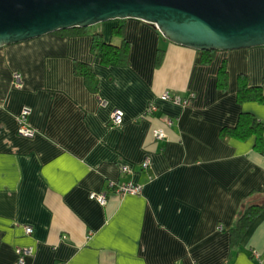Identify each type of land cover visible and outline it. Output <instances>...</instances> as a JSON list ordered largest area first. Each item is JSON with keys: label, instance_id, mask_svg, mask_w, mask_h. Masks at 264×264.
<instances>
[{"label": "crops", "instance_id": "obj_1", "mask_svg": "<svg viewBox=\"0 0 264 264\" xmlns=\"http://www.w3.org/2000/svg\"><path fill=\"white\" fill-rule=\"evenodd\" d=\"M125 23L129 66L102 63L91 34L0 46V264H19L23 246L36 249L28 264H263L264 212L238 249L231 229L264 201V153L255 136L224 138L221 130L243 110L264 119L262 104L238 102L239 74L264 82V47L218 51L205 65L201 51L153 25ZM115 25L95 26L110 38ZM226 58L224 91L217 79ZM78 61L94 69L97 90L76 72ZM168 91L190 99L162 100ZM25 107L34 137L18 132ZM124 165L140 194L115 189L129 179ZM102 191L106 205L94 195Z\"/></svg>", "mask_w": 264, "mask_h": 264}, {"label": "water", "instance_id": "obj_2", "mask_svg": "<svg viewBox=\"0 0 264 264\" xmlns=\"http://www.w3.org/2000/svg\"><path fill=\"white\" fill-rule=\"evenodd\" d=\"M128 19L201 52L264 47V0H0V46Z\"/></svg>", "mask_w": 264, "mask_h": 264}, {"label": "trees", "instance_id": "obj_3", "mask_svg": "<svg viewBox=\"0 0 264 264\" xmlns=\"http://www.w3.org/2000/svg\"><path fill=\"white\" fill-rule=\"evenodd\" d=\"M115 23L116 25L112 29L110 38H107L104 31L96 26L61 30L56 33L70 36L91 34L93 36L92 52L101 59L102 63L105 65L129 66L132 44L127 36L126 23L125 21H117ZM217 52L216 50L202 51V63L205 65L212 64L216 59ZM163 55V51L162 53L160 52L158 64L162 63ZM75 69L79 75L85 77L92 89H98L96 74L90 65L78 61L75 64ZM217 80L218 87L221 90H228L230 86V70L227 58L223 60L219 68ZM238 102L242 105L254 102L264 104V82L260 85H254L250 83L248 74H239ZM221 135L224 138L229 137L238 140H247L255 136V148L264 153V119L252 111L243 110L237 124L224 126L221 130ZM125 178L127 179L128 177ZM262 212H264V201L250 205L239 216L236 225L231 229V240L235 249L240 248L244 235Z\"/></svg>", "mask_w": 264, "mask_h": 264}, {"label": "built area", "instance_id": "obj_4", "mask_svg": "<svg viewBox=\"0 0 264 264\" xmlns=\"http://www.w3.org/2000/svg\"><path fill=\"white\" fill-rule=\"evenodd\" d=\"M16 80L18 79L21 80V74L16 73L15 74ZM193 94H191V97ZM162 100H170L175 103H188L189 98L182 99L180 96H177L176 94H173L171 91H168L161 96ZM107 102H104L103 105H107ZM157 106V105H156ZM156 106L152 107V109H156ZM31 111L29 107L23 108L22 112L19 114V127H18V132L20 135L25 136V137H34L36 135V131L34 128L30 125L29 121V115ZM125 121V116L124 112L121 110H116L114 111V116H113V124L115 126H121L124 124ZM170 124H172V120L169 121ZM157 137H160L164 139L165 137V132L163 130H156ZM144 168H149L150 166V160L146 159L145 162L143 163ZM132 168L129 165H124L122 167V172L126 175L129 176V179H125L126 181H122L117 184L115 189L117 190L118 194L123 196H126L127 194H140L143 190L142 185L136 184L134 181H132ZM131 177V179H130ZM98 202L102 205H106L108 202V192L107 191H102L99 193L94 194ZM33 228L28 227L26 228L25 232L27 235H30L33 233ZM16 254L18 258V263L19 264H28L30 258H33L36 254V249L34 246H23V247H18L16 249Z\"/></svg>", "mask_w": 264, "mask_h": 264}, {"label": "rangeland", "instance_id": "obj_5", "mask_svg": "<svg viewBox=\"0 0 264 264\" xmlns=\"http://www.w3.org/2000/svg\"><path fill=\"white\" fill-rule=\"evenodd\" d=\"M99 24H102V23H99ZM262 48V47H261ZM255 104H262V103H259V102H254ZM262 106H264V104H262Z\"/></svg>", "mask_w": 264, "mask_h": 264}, {"label": "bare ground", "instance_id": "obj_6", "mask_svg": "<svg viewBox=\"0 0 264 264\" xmlns=\"http://www.w3.org/2000/svg\"><path fill=\"white\" fill-rule=\"evenodd\" d=\"M123 125V124H122Z\"/></svg>", "mask_w": 264, "mask_h": 264}]
</instances>
